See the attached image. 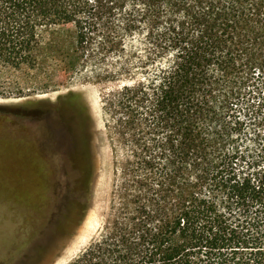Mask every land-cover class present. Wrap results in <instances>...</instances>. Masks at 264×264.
I'll list each match as a JSON object with an SVG mask.
<instances>
[{"label": "trees", "instance_id": "1", "mask_svg": "<svg viewBox=\"0 0 264 264\" xmlns=\"http://www.w3.org/2000/svg\"><path fill=\"white\" fill-rule=\"evenodd\" d=\"M49 58L114 85L123 200L69 264H264V0H0V68Z\"/></svg>", "mask_w": 264, "mask_h": 264}, {"label": "rangeland", "instance_id": "2", "mask_svg": "<svg viewBox=\"0 0 264 264\" xmlns=\"http://www.w3.org/2000/svg\"><path fill=\"white\" fill-rule=\"evenodd\" d=\"M63 67L0 68V264H69L123 200L103 104L114 85Z\"/></svg>", "mask_w": 264, "mask_h": 264}, {"label": "bare ground", "instance_id": "3", "mask_svg": "<svg viewBox=\"0 0 264 264\" xmlns=\"http://www.w3.org/2000/svg\"><path fill=\"white\" fill-rule=\"evenodd\" d=\"M102 177H103V176H102ZM103 178H104V177H103ZM103 178H102V179H103ZM100 184H101V181H100ZM99 187H101V186H99ZM88 244H89V243H88ZM75 249H76V248H75ZM78 249H80V248H78ZM70 251H71V250H70ZM78 251H79V250H78ZM75 252H76V251H75ZM72 253H73V252H72ZM69 254H70V253H69ZM73 255H74V254H72V256H73ZM72 256H69V257L72 258ZM69 257H68V258H69ZM68 258H67V259H68ZM68 260H69V259H68ZM66 261H67V260H66ZM67 263H68V262H67ZM60 264H61V263H60Z\"/></svg>", "mask_w": 264, "mask_h": 264}]
</instances>
